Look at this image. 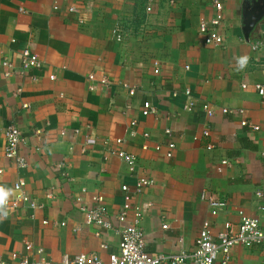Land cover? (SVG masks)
<instances>
[{
  "label": "crops",
  "instance_id": "obj_1",
  "mask_svg": "<svg viewBox=\"0 0 264 264\" xmlns=\"http://www.w3.org/2000/svg\"><path fill=\"white\" fill-rule=\"evenodd\" d=\"M219 1L223 44L210 48L203 45L198 27L212 18L211 0H0V63L6 59L16 68L7 78L0 68V129L14 123L21 130L25 143L20 153L27 162L20 171L3 158L0 134V185L13 189L22 179L25 191L44 206L34 218L23 205L0 218L4 264H17L11 255L21 257L26 242L40 247L42 259L52 264L78 254L106 260L108 252L118 251L114 216L123 203L120 186L132 188L141 176L154 183L134 201L138 208L152 204L141 221L149 254L189 252L204 221L217 236L223 224L237 226L240 211L259 216L264 203V100L253 85L264 84V52L251 46L264 42V19L247 40L241 32L246 0ZM71 6L79 11L68 13ZM116 25L123 35L120 42L112 36ZM27 46L43 67L22 75L19 58ZM240 56L249 60L237 71ZM91 74L95 80L89 82ZM102 78L108 86L101 85ZM122 84L135 88V94L130 97ZM186 89L198 104L191 112L186 110ZM145 100L151 101L155 115H140ZM201 103L215 109L212 118L205 117ZM22 104L28 109L22 110ZM222 108L244 114L222 115ZM241 119L259 129L241 127ZM132 120L138 124L136 138L125 130ZM165 129L172 131L176 144L170 160L165 148L154 150L165 144ZM117 139L124 143L116 146ZM114 148L136 158L133 171L108 151ZM202 191L227 204L215 218L200 201ZM258 192L262 200L255 197ZM97 194L104 198L113 231L85 223L80 208L93 207ZM229 264H264V243L234 247Z\"/></svg>",
  "mask_w": 264,
  "mask_h": 264
},
{
  "label": "built area",
  "instance_id": "obj_2",
  "mask_svg": "<svg viewBox=\"0 0 264 264\" xmlns=\"http://www.w3.org/2000/svg\"><path fill=\"white\" fill-rule=\"evenodd\" d=\"M213 15L209 21L201 22L198 27V34L202 40V43L206 47L219 48L223 44V38L221 35V29L224 23V10L223 4L219 0H211ZM90 9V6H86ZM79 10L76 7H69L68 13L76 14ZM78 24L82 26L84 20L80 18ZM112 36L115 41L120 42L123 39L122 32L120 28L116 25L112 29ZM253 51H263L264 52V42L256 41L252 44ZM20 67L19 74L27 75L29 72L36 70H41L43 65L39 58L31 52L29 46L25 47L20 54ZM157 66V64H155ZM0 68H3L4 77H9L16 68L14 63L9 60H2L0 63ZM188 70V67H185ZM93 74L88 76V81L92 82L95 80ZM32 81H36L35 77H28ZM51 81L55 79V76H50ZM101 85L108 86V80L102 78L100 80ZM121 87L127 91L128 95L132 97L135 94V88H130L127 84H122ZM245 87V86H243ZM93 91L94 87H90ZM253 90L255 93L264 100V84H254ZM21 89H17L15 92V97H19ZM178 92L173 91L172 98L178 97ZM183 95L187 98L188 104L186 105V110L191 112L198 104L194 98L191 90L186 89L183 91ZM62 98V96H60ZM205 117L210 119L215 114V109L208 103H201L199 105ZM22 110H27L28 105L22 104ZM222 115H234L243 116L244 111L241 109L233 110L228 108L219 109ZM156 109L152 105L151 101L145 100L140 108V115L142 117H149L156 114ZM240 126L243 128L251 129L252 131H257L259 128L251 125L247 120L241 119ZM138 124L136 121L132 120L127 127L126 134L130 138L137 137ZM78 133V131H75ZM0 134L3 136L4 146L2 149L3 158L8 160L17 170H23L27 167V162L25 158L20 153L21 146L25 143V138L21 130L13 123L6 126L4 129H0ZM40 132H36L35 135L38 136ZM204 137L209 136V131L205 130L203 133ZM63 135V134H62ZM144 139H148L149 135L144 133L141 135ZM164 137H166L165 144L156 145L154 150L159 152L161 149L165 148V158L168 160L174 157V152L176 149V144L174 142L172 131L170 129L164 130ZM116 146H121L124 140L117 139L115 142ZM143 150H147V146L144 144L142 146ZM111 154L117 155L118 158L126 165L129 171H133L136 164V158L126 153L123 149L108 150ZM264 157V152L261 154ZM222 164H228L227 161H222ZM64 167L63 163L57 166V171ZM0 169V175L2 174ZM60 172V171H59ZM61 173V172H60ZM64 173H62L63 175ZM154 185L150 178L141 176L137 177L134 186L131 188L128 185L120 186V194L122 198V205L118 213L114 216L117 222V228L114 230L116 235L119 237L118 251L108 252L107 259L102 260L97 254H78L74 257L64 256L62 258L61 264H229L231 259V250L236 246H241L245 248L257 247L264 243V203L260 204L258 207L259 216L249 217L240 211L239 223L234 228L229 225V223L223 224V232L217 236L213 235L212 227L209 221H204L202 223L198 236L195 240L192 250L189 252H178L174 255H163L149 254L145 247V236L141 230V221L143 219V214L146 210L152 208L151 203H144L140 208L134 206L137 197L144 194L146 190ZM25 182L20 179L17 180L13 185V191L15 197L8 202V210L15 211L23 205L30 211V217L34 218L35 213L43 210L44 206L35 199H33L26 191ZM255 197L258 200H262L263 196L261 193H256ZM200 201L206 202L209 206L210 215L215 218L217 214L223 212L227 206L226 202L219 200L214 194L207 191H202L200 194ZM93 207L80 208V211L85 216V223L88 226H95L100 231H113V223L107 216L104 198L102 195H95L92 198ZM42 224H48L47 221H42ZM60 225H64L61 223ZM166 229V226H162ZM98 235V233L96 234ZM100 249L108 251V246L106 244H101ZM43 250L40 247L34 246L30 242L24 244V254L20 257L17 254L11 255V260H17V264H52L51 261L42 259ZM20 257V258H19ZM0 264H4L3 259L0 256Z\"/></svg>",
  "mask_w": 264,
  "mask_h": 264
},
{
  "label": "water",
  "instance_id": "obj_3",
  "mask_svg": "<svg viewBox=\"0 0 264 264\" xmlns=\"http://www.w3.org/2000/svg\"><path fill=\"white\" fill-rule=\"evenodd\" d=\"M252 5L249 4L248 7H251L250 9H254L259 6L258 11H245L243 9L242 14V22L243 27L242 31L244 34V37L248 40L250 34L253 32V30L261 23V21L264 19V8L263 6H260V3L263 2V0H252ZM264 5V4H263Z\"/></svg>",
  "mask_w": 264,
  "mask_h": 264
},
{
  "label": "clouds",
  "instance_id": "obj_4",
  "mask_svg": "<svg viewBox=\"0 0 264 264\" xmlns=\"http://www.w3.org/2000/svg\"><path fill=\"white\" fill-rule=\"evenodd\" d=\"M249 58L247 56H240L236 58V70H243L248 64ZM14 195L13 189L6 188L0 185V218H6L9 215L8 202L11 196Z\"/></svg>",
  "mask_w": 264,
  "mask_h": 264
},
{
  "label": "flooded vegetation",
  "instance_id": "obj_5",
  "mask_svg": "<svg viewBox=\"0 0 264 264\" xmlns=\"http://www.w3.org/2000/svg\"><path fill=\"white\" fill-rule=\"evenodd\" d=\"M252 3H253L252 0H246L245 3H244V5H243V7H242L241 13L243 12V9H245V11H250V10L251 11H255V12L258 11L259 6L256 7V8H254V9H250L252 6L251 7H248L249 4L252 5ZM263 4H264V0H263V2L260 3V6H263V8H264V5Z\"/></svg>",
  "mask_w": 264,
  "mask_h": 264
}]
</instances>
